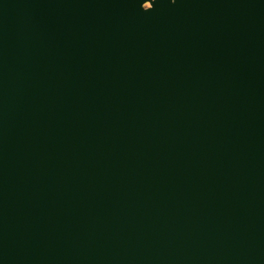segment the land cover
<instances>
[{
  "label": "water",
  "instance_id": "obj_1",
  "mask_svg": "<svg viewBox=\"0 0 264 264\" xmlns=\"http://www.w3.org/2000/svg\"><path fill=\"white\" fill-rule=\"evenodd\" d=\"M0 264H264V0H0Z\"/></svg>",
  "mask_w": 264,
  "mask_h": 264
},
{
  "label": "rangeland",
  "instance_id": "obj_2",
  "mask_svg": "<svg viewBox=\"0 0 264 264\" xmlns=\"http://www.w3.org/2000/svg\"><path fill=\"white\" fill-rule=\"evenodd\" d=\"M145 7H149V5H145Z\"/></svg>",
  "mask_w": 264,
  "mask_h": 264
}]
</instances>
